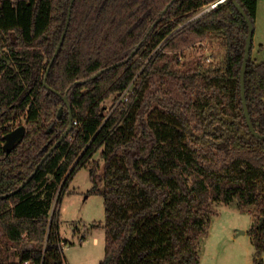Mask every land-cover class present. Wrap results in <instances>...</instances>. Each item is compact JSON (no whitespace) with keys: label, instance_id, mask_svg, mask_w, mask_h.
<instances>
[{"label":"trees","instance_id":"obj_1","mask_svg":"<svg viewBox=\"0 0 264 264\" xmlns=\"http://www.w3.org/2000/svg\"><path fill=\"white\" fill-rule=\"evenodd\" d=\"M215 1L0 0V264H67L60 207L84 167L104 197L100 264H201L217 203L249 209L264 264V60L253 43L257 135L248 21L233 0L192 19ZM237 1L255 27L258 0ZM206 39L210 61L182 60Z\"/></svg>","mask_w":264,"mask_h":264},{"label":"rangeland","instance_id":"obj_2","mask_svg":"<svg viewBox=\"0 0 264 264\" xmlns=\"http://www.w3.org/2000/svg\"><path fill=\"white\" fill-rule=\"evenodd\" d=\"M253 43V59L260 62L264 60V0H258ZM215 51V42L206 39L187 49L182 60L192 62L200 56L209 59ZM104 103L107 113L114 97ZM96 155L102 162L99 153ZM92 187L90 171L84 167L63 195L60 233L70 241L63 246L68 264H100L105 256L104 197L92 192ZM216 208L219 214L213 216L209 232L201 242V264H254L255 246L249 234L254 216L249 209H239L236 204L217 203Z\"/></svg>","mask_w":264,"mask_h":264},{"label":"water","instance_id":"obj_3","mask_svg":"<svg viewBox=\"0 0 264 264\" xmlns=\"http://www.w3.org/2000/svg\"><path fill=\"white\" fill-rule=\"evenodd\" d=\"M224 0L220 1L223 2ZM235 2V4L238 6V8L240 9L241 13L243 14V16L246 18V20L248 21L249 23V33H248V36H247V39H246V47H245V56H244V60H243V65H242V69H241V91H242V98H243V104H244V109H245V114L247 116V119H248V122H249V126L250 128L252 129V131L257 134V135H260L258 134L254 127H253V124L251 122V119H250V115H249V109L247 107V102H246V95H245V73H246V68H247V63H248V59H249V56H250V53H251V48H252V44H253V37H254V32H255V27H254V24L253 22L250 20L248 14L246 13V11L243 9V7L240 5V3L237 1V0H233ZM66 32V30H65ZM65 32L63 33L61 39H60V42H59V45L56 49V52L57 53L59 51V47L65 37ZM138 48H136L132 53H131V56L134 55L136 53ZM114 66V65H112ZM112 66H109V67H112ZM104 69L100 70L97 74H95L93 77H96L97 75H99L100 73H102ZM62 113V109H60L59 111V114ZM24 132H25V125L22 124L20 126H18L17 128H15L14 130L8 132L5 134V143H4V149L9 152L12 150L13 146L15 145L16 142H18L24 135ZM68 132V130L66 131ZM264 137V136H263ZM57 144H55L56 146ZM54 147L51 148L50 152H52L54 150ZM50 152H48L46 154V156L43 158L42 161H44L48 155L50 154ZM42 161L38 164L37 168L38 169L42 163ZM34 174V173H33ZM33 174L30 176V178L33 176ZM30 178L27 180L29 181ZM264 225V216H262L258 226L261 228L262 226Z\"/></svg>","mask_w":264,"mask_h":264},{"label":"built area","instance_id":"obj_4","mask_svg":"<svg viewBox=\"0 0 264 264\" xmlns=\"http://www.w3.org/2000/svg\"><path fill=\"white\" fill-rule=\"evenodd\" d=\"M220 1L222 0H218L216 2H213L209 5H206L202 8V10L200 12H198L196 15L193 16L192 19H195L196 17L202 15L203 13L209 11L210 9L214 8L215 6H217ZM209 61L211 60L210 58L208 59ZM134 85L133 83L120 95V97L117 99V101L114 102L113 104V108H115L117 106L118 103H120L121 101H128L130 95L133 93L134 91ZM28 263V262H27Z\"/></svg>","mask_w":264,"mask_h":264},{"label":"crops","instance_id":"obj_5","mask_svg":"<svg viewBox=\"0 0 264 264\" xmlns=\"http://www.w3.org/2000/svg\"><path fill=\"white\" fill-rule=\"evenodd\" d=\"M95 157H97V155L95 156ZM70 242V241H69ZM65 245V244H64ZM264 254V253H263ZM68 264V263H67Z\"/></svg>","mask_w":264,"mask_h":264}]
</instances>
